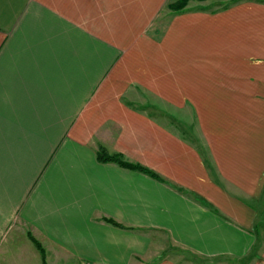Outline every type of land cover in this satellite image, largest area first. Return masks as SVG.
<instances>
[{
	"label": "crops",
	"instance_id": "crops-1",
	"mask_svg": "<svg viewBox=\"0 0 264 264\" xmlns=\"http://www.w3.org/2000/svg\"><path fill=\"white\" fill-rule=\"evenodd\" d=\"M165 1L0 0V264H44L29 232L46 264H217L264 240V4L157 39Z\"/></svg>",
	"mask_w": 264,
	"mask_h": 264
},
{
	"label": "rangeland",
	"instance_id": "rangeland-1",
	"mask_svg": "<svg viewBox=\"0 0 264 264\" xmlns=\"http://www.w3.org/2000/svg\"><path fill=\"white\" fill-rule=\"evenodd\" d=\"M174 1H176V0H166L165 5H164V10L160 13L159 16L156 17L155 22H153L154 25L152 28L154 30L152 29V32L157 39L161 38V36L163 34L162 30L164 29V26L166 24L165 21L167 20V18L168 17L172 18L173 15H175V13H173L168 7V4H170L171 2H174ZM236 1L237 0H235V1L234 0H189L188 5H187V9L184 12H186L185 14H186L187 19H192L193 13L197 10L201 11V9L206 10L208 13L210 11L222 13L221 11H224V10H221V8H225L228 6L235 7L237 5H241V4H245V3L247 4V3H257V2H261L264 4V0H239V1H237L238 3ZM219 13H216V14L219 15ZM176 14H178V13H176ZM253 98H258V97H253ZM261 100L262 99H258V102H256L257 100L255 99L254 103H256V104L250 103V107H251V109H253L256 112L255 113L256 116L258 115V113H257V110L255 109V107L259 106V103ZM116 226H118V225H116ZM118 227L125 228V224H121V226H118ZM29 234L32 235L30 232H29ZM263 234H264V232H260L259 237H263ZM35 240L37 241L38 239L35 238ZM161 241L163 242L162 239H161ZM261 241L262 242L259 245L254 246L251 254H249L246 258H243L240 260L238 258H236V259H234V261H228V262H225V261L222 262V260H220L217 264H264L262 262V260L264 259V240H261ZM32 242L34 243L33 240H32ZM258 242L259 241H257V243ZM40 244H41V247L43 248V250L45 251V255H46V250H45L44 246L42 245V243H40ZM34 245H35V243H34ZM36 248L40 251V249L37 246H36ZM165 252H166L167 256L179 258V260H181V262H184L186 264H190V263L193 264V259L195 260V258H191V255L184 250H181V252L178 253L177 251L173 252L172 249L170 250L167 248L165 250ZM40 253H41V251H40ZM199 263L203 264V261H201ZM195 264H197V263L195 262Z\"/></svg>",
	"mask_w": 264,
	"mask_h": 264
},
{
	"label": "trees",
	"instance_id": "trees-1",
	"mask_svg": "<svg viewBox=\"0 0 264 264\" xmlns=\"http://www.w3.org/2000/svg\"><path fill=\"white\" fill-rule=\"evenodd\" d=\"M188 1L189 0H176V1L168 4V7L175 14L181 13L187 9ZM237 1H239V0H237ZM97 156H98L99 161H101V162H114L121 167L128 168L131 170L140 171V172H143V173H145V174H147V175H149V176H151V177H153L159 181H164V179L159 174L154 172L153 170H151V169H149V168H147V167H145L139 163H134V162L127 160L121 153H110L104 147H100L98 150ZM108 221L112 222L115 225L121 226L120 223L114 221L113 219H108ZM29 236L34 241L35 245L40 249L42 257H43V262H44V264H46L45 251L41 247L40 242L38 240L36 241L32 235L29 234Z\"/></svg>",
	"mask_w": 264,
	"mask_h": 264
}]
</instances>
